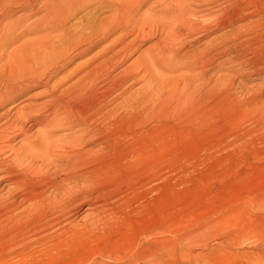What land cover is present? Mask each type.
<instances>
[{
    "label": "bare ground",
    "instance_id": "obj_1",
    "mask_svg": "<svg viewBox=\"0 0 264 264\" xmlns=\"http://www.w3.org/2000/svg\"><path fill=\"white\" fill-rule=\"evenodd\" d=\"M18 1L20 0H0V169L6 173L3 177L14 184L13 191L10 192L13 195L6 202L7 209L21 210L20 214L14 218L19 231L8 235L7 239L14 237L22 240L30 239L32 236H36L35 239H46L45 236H41L42 231L51 229L62 221L69 220L81 206L80 199L87 190L76 185L75 178H81L89 187L96 186L122 163L127 164L128 167L133 166L135 168L137 166L139 168L148 156L155 158L150 165L152 172L159 171L158 168H161V159H163L162 147L166 143L165 137H168V134L163 129L152 130V126L149 129L140 127L141 124L144 125L141 122L145 118H153L152 112L154 110L159 113L160 111L171 110L170 108L176 105L182 106L187 109L189 118H193L195 110L199 107L206 117L223 108L224 91L223 85L220 83L214 84V87L219 89V92H216L217 95L212 99L215 102L214 105L209 104L211 99L208 96L210 95L209 90H206L207 84L196 90H190L191 85L189 84L187 88L184 87L186 88L184 92H179L178 95L174 91L164 89L160 91L162 85L158 90L153 84L155 80L152 79L153 75L150 73H159L157 63L145 60L150 58L152 61L154 55L160 58L158 64L171 62L177 45L181 43L183 38L193 34L196 30L194 28L203 34L213 24L220 25L222 22L218 23L221 19L219 21L214 16L207 20L205 17L206 21L202 26H199L198 23H192L185 29H177L173 24L174 21H171L176 16L168 15L174 12H181L184 15L191 5L188 0H179L177 4H170L167 2L168 0L156 1L155 4L165 5L160 10L161 13L147 12L144 17L139 18L137 16L140 15L138 14L140 6L148 0H53L51 5L46 6L45 15L29 22L36 12L15 16V13L21 10L14 5ZM201 1L205 5L220 2L231 5L234 2L232 7L221 12L224 19L228 15H232L231 20L228 21L230 22L229 26L235 25L240 19L254 15L255 12L252 10L249 11L250 13L247 12L251 5L260 8V17L264 19V0ZM103 4L112 7L114 13L110 18L101 20L99 25H93L89 28L85 26L86 29L80 31L79 25L71 24V19L81 10L93 6L95 12ZM220 5L222 4L220 3ZM154 8L152 5L151 9ZM175 14L178 15V13ZM91 18H93V14L81 17V25L84 20ZM262 21L264 22V20ZM224 24L226 25L227 22ZM236 29L234 30L236 31ZM118 30H121V34L111 44L85 63H80L73 70L68 71V74L55 81L53 86H49L50 80L56 77L61 70H64L77 58L87 54ZM243 30L241 29V31ZM232 33L233 35L236 34L234 31ZM131 36L134 38L129 40ZM152 38L156 39L150 46L155 49V53L153 55L152 53L149 55L140 54L133 62L127 64L131 56L138 51L139 44ZM262 40L264 42V35ZM248 41L250 40L248 39ZM194 52L196 53V51ZM221 52L219 51V53ZM192 54L194 55V53ZM200 67L204 72L205 66ZM204 76L206 75L204 74ZM156 78L158 80L160 77ZM195 78L198 77L193 79ZM137 83L143 85L137 92L129 93V87ZM42 84L48 86V91L44 93L45 97H50L48 100L41 103H29L16 108L23 102L22 97L24 95H27L32 88ZM64 84H68V86L60 90ZM211 86L209 84L208 89ZM33 97L28 96L26 99L32 100ZM208 100L209 103L207 104ZM115 103L116 105L113 106ZM9 104H11L10 107L2 111ZM162 113L164 114V112ZM38 124L45 125L47 129H44L43 132L33 133V138L29 144H21L19 147L13 144L21 137L20 141L31 138L29 134ZM61 128L77 130L73 131L67 138L60 139V137V140L58 139L60 143H56L57 139L53 140L51 134ZM91 144L100 147L97 151L88 149V145ZM130 157H134V159L130 160ZM142 171L140 172L143 173ZM144 181V179H138L134 175L127 182V190L125 187V190L118 188L116 191L114 190V193L121 194L127 191V195L128 193L139 194ZM2 210L8 211L5 208ZM100 211L102 210L100 209ZM106 222L104 221V223ZM108 224L112 226V224ZM91 228L93 227L91 226ZM64 229L59 228L62 230L61 233L57 234L58 236L55 238L57 240L52 245L51 251L45 254L46 260L52 264H83L85 261H94V264H163L165 246L162 239L156 237L152 239L151 236L145 239H137L127 245V254L120 251L106 255L102 252L103 250L94 251V247L92 252L98 253L99 257L93 258V254L87 251L85 246L83 249L81 248L83 242L80 239V233L69 232V229ZM172 244L173 240L170 239L168 243L170 255L166 264H175ZM105 256L111 261L106 258L107 261L101 259Z\"/></svg>",
    "mask_w": 264,
    "mask_h": 264
},
{
    "label": "rangeland",
    "instance_id": "obj_2",
    "mask_svg": "<svg viewBox=\"0 0 264 264\" xmlns=\"http://www.w3.org/2000/svg\"><path fill=\"white\" fill-rule=\"evenodd\" d=\"M52 1L20 0L14 4L21 9L15 13V16L36 12L29 22L36 20L46 14V6L51 5ZM156 1L161 0H148L141 5L138 13L140 15L137 18L144 17L147 12L160 14V10L165 5L155 4ZM178 1L168 0L167 2L177 4ZM188 1L191 5L185 13L187 16L181 12L168 15L179 17L171 19L177 29H185L192 23L202 26L207 19L213 18V16L219 21L221 19L218 23L222 22L223 24H213L207 30L208 32L205 31L203 34L194 28L196 30L190 34L192 37L183 38L177 45L173 55L174 60L172 58L171 62H167L168 65L165 62L158 64L160 58L153 55L155 49L150 46L156 41L155 38L139 42L138 51L131 56L127 64L133 62L140 54L149 55L152 53V61L150 58L145 60L157 63L159 73L148 71L153 75L152 79L155 80L153 84L158 90L162 85L160 91H163L162 89L174 91L178 95L184 92L189 84L191 85L190 90L203 88L207 84L206 90H209L210 95L208 96L211 99L207 104L210 105L215 104L212 99L217 95L216 92H219L214 84L220 83L223 85L224 91L223 108L206 117L199 107L195 110L193 118H189L187 109L182 106L176 105L173 107L174 109L170 108L171 110L159 113L154 110L153 118H145L141 122L144 125L141 124L140 127L149 129L152 126V130L163 129L168 134V137H165L166 143L162 147L161 165H163H160L159 171L152 172L150 165L155 158L148 156L140 164L141 170L137 166L135 168L131 166V168L122 163L96 186L89 187L81 178H75L76 185L87 190L82 195L83 198L80 199L81 206L69 220L42 231L41 236H45L46 239H35L36 236L22 240L14 237L7 239L19 231L14 218L20 214L21 210L7 209L6 202L13 195L10 192L13 191L14 184L3 177L6 173L0 169V264H52L46 260L45 254L51 251L52 245L57 240L56 236L62 231L59 230L61 227L69 229V232L80 233L79 236L83 242L81 248L83 249L85 246V249L93 254V258L99 257L98 253L92 252L94 247V251L103 250L102 252L106 255L120 251L127 254L126 248L129 243L151 236L152 239L156 237L163 240L165 246L163 264L169 260L168 243L170 239L173 240L175 264H264V42L262 40L264 35L262 20L264 19L260 17V8L251 5L247 12L250 13L249 11L252 10L255 12V16L250 15L238 20L235 25L229 26L230 22L228 21L231 20L232 15H228L229 18L227 16L224 19L221 12L232 7L234 2L231 5L222 2H220L222 5L220 3L205 5L201 0ZM152 5H154V9H151ZM92 10L93 6L81 10L71 19V24L79 25V30L83 31L86 27L99 25L101 20L110 18L114 13L112 7H107L104 4L95 11L96 13ZM88 14H93V18L84 20L81 25L80 18ZM205 17H207L206 20ZM255 20L257 21L255 22ZM249 21L250 24H248ZM251 21L255 23H251ZM247 24L249 28L246 26ZM181 25L182 28H180ZM184 25L185 27H183ZM241 29H247L246 33ZM254 29L255 31L252 32ZM231 30L236 34L233 35ZM120 34L121 30L112 33L87 54L74 60L50 80L49 86H53L55 81L64 77L78 64L85 63L92 58ZM245 34H248L252 41ZM232 37L233 39H231ZM133 38L131 36L129 40ZM219 45L223 47L221 48ZM203 49L205 50L202 51ZM214 49L216 50L214 51ZM219 51L222 52L219 53ZM207 57L208 59H206ZM200 66H205L204 72ZM199 70L201 71L199 72ZM156 77H160L158 79L160 82ZM194 77L198 78L193 79ZM204 82L206 83L204 84ZM209 84L213 88L209 87L208 89ZM142 85L141 83L134 84L129 87L128 92H137ZM67 86L68 84H64L60 90ZM213 89L214 91H212ZM46 91H48V86L43 84L32 88L27 95L22 97L23 102L16 108L48 100L50 97H45ZM211 93L216 94L212 95ZM28 96H34V99H26ZM11 104L2 111L8 109ZM115 105L116 103L113 106ZM44 129H47L45 125L38 124L30 134L28 133L31 138L26 139L27 141H20L21 137L13 144L17 147L21 144H29L33 138L32 134L38 131L43 132ZM70 130L61 128L51 136L53 140L57 139L56 143H60L58 141L60 137V139L67 138L77 129ZM99 147V145L91 144L87 148L97 151ZM133 159L134 157H130V160ZM134 175L138 179L145 180L139 194L128 193L127 195V191L121 194L114 193V190L116 191L118 188L127 190V182ZM133 195L134 197L131 198ZM4 208L8 211H3ZM98 223L101 229L98 227ZM104 224H106L105 227ZM106 226L108 227L106 228ZM102 242L104 243L102 244ZM78 255L80 256V254ZM105 258L107 259L106 256L101 259L110 260H105ZM84 263L94 264V261H85Z\"/></svg>",
    "mask_w": 264,
    "mask_h": 264
}]
</instances>
